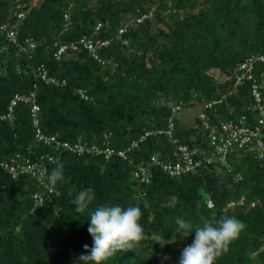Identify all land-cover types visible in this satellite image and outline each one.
<instances>
[{
	"label": "trees",
	"instance_id": "1",
	"mask_svg": "<svg viewBox=\"0 0 264 264\" xmlns=\"http://www.w3.org/2000/svg\"><path fill=\"white\" fill-rule=\"evenodd\" d=\"M151 6L152 20L130 21ZM21 10L24 17L18 19ZM0 23L16 26L14 42L0 33V109L6 110L15 93L35 92L44 132L115 150L107 160L51 151L34 137L30 103L19 102L13 118L0 121V159L18 154L37 160L50 150L64 165V179L49 192L35 177L13 179L0 169V264H79L77 258L88 254L83 246L93 244L90 213L100 205L138 206L146 237L142 248L117 251L102 264H179L195 232L161 246L175 220L195 225L201 217L215 222L222 215L245 228L214 264H264V148L263 156L233 148L227 165L205 160L213 150L208 131L219 121L257 117L251 80L234 86L232 74L246 57L264 52V0H0ZM83 36L110 40L99 49L104 63L85 50L55 57L59 44ZM30 42L34 47L28 49ZM43 71L59 83L42 78ZM253 77L264 106V62L255 63ZM212 100L217 102L211 108H202L209 130L197 115L193 123L180 115L183 108ZM171 115L173 137L201 160L195 172L170 176L151 163L152 155L165 161L177 155L176 143L165 134L126 150L125 159L116 154L144 131L165 129ZM42 162L49 172L56 167L47 158ZM140 162L148 181L135 176ZM87 188L95 199L77 213L71 201ZM35 193L43 195L42 205L35 204Z\"/></svg>",
	"mask_w": 264,
	"mask_h": 264
},
{
	"label": "built area",
	"instance_id": "2",
	"mask_svg": "<svg viewBox=\"0 0 264 264\" xmlns=\"http://www.w3.org/2000/svg\"><path fill=\"white\" fill-rule=\"evenodd\" d=\"M155 7L151 6L146 11L137 10V14L130 21L135 23H141L146 19L152 20L154 16ZM24 17V11L21 10L17 13V18L22 19ZM68 14L64 13L65 21L68 20ZM67 24V23H66ZM128 26V23L117 29V36H120ZM99 25L95 27V31L99 29ZM0 33H3L9 41H15L16 26L8 25L7 23H0ZM109 39H101L95 41L91 37L83 36L78 41H71L68 43H61L58 45V49L55 51V57L59 59L66 53L78 54L82 50H85L90 57L94 60L104 63L101 58L99 49L102 46L109 44ZM125 42V41H124ZM34 43L28 44V49L33 48ZM27 48V47H26ZM257 62H264V52L252 54L246 57L242 62L238 64L234 70L232 77L234 80V86L241 84L245 80H251L250 92L253 99V108L257 111V117L254 122L248 121L245 117H239L236 119H228L219 121L216 128L208 131L207 140L208 144L212 147L211 155L206 157L205 160L210 162L217 160L220 163L227 165V155L233 149H251L259 153V156H263L264 140V106L262 103V94L260 92V84L253 77L254 65ZM41 77L45 78L48 82L58 84L59 81L53 77H46L45 72L41 73ZM63 82V81H62ZM19 102L30 103V117L34 130V137L40 143L48 146L51 151L64 150L76 155L82 154H95L102 155L106 160L114 155V148L105 145L99 147L96 144H90L87 141L78 140L70 142L63 140L57 134L46 133L42 130L39 123V111L40 106L36 102L35 92H31L29 95H21L15 93L9 100L5 111L0 109V121L11 120L13 118L14 108ZM217 101L212 100L205 102L201 105L200 110L197 113V117L200 120L201 126L204 129L209 128V123L205 118V113L202 108H211ZM180 109L177 105L172 109L175 113ZM174 121L172 115L169 117L167 126L165 129H150L146 130L139 136L138 139L133 140L127 148L120 149L116 154L123 159L127 157L126 150L136 147L140 142L147 139L149 136L165 134L177 145V155L174 159L160 160L156 155L150 157L152 164L161 167L162 170L168 173L170 176H179L181 174L193 173L197 167L201 164V160L194 157L196 153L195 149H190L186 144L177 143V138L173 137ZM209 130V129H208ZM54 161L57 159V155L52 154L50 150L46 154H40L37 160H30L23 158L20 155H15L9 158L0 159V169L7 171L13 179H19L22 175H30L35 177L37 182L44 186L45 181L42 183L39 179L40 174L46 169L43 164V159ZM148 169L144 166L143 162L136 165L135 176L139 177L141 181H148L147 178ZM49 192L51 190L48 189ZM36 205H42L43 195L40 193L33 194ZM233 206V203L229 204ZM207 206L212 207V202L207 201Z\"/></svg>",
	"mask_w": 264,
	"mask_h": 264
},
{
	"label": "clouds",
	"instance_id": "3",
	"mask_svg": "<svg viewBox=\"0 0 264 264\" xmlns=\"http://www.w3.org/2000/svg\"><path fill=\"white\" fill-rule=\"evenodd\" d=\"M50 172L44 169L39 179L49 190H53L59 181L64 179V165L58 160ZM93 189L87 188L79 191L71 203L75 206L77 213H84L85 209L94 201ZM141 217V209L138 206L126 208L120 205H100L90 213V224L87 229L92 237L91 249L85 244V253L77 259L79 264H102L117 251L135 252L142 248L141 241L145 240L142 226L138 222ZM201 223L192 224L183 218L175 220L176 227L171 232V238L160 243L174 244L177 240H183L194 231L193 242L184 247L179 258V264H214V261L222 254H226L232 241L238 238L240 232L245 228V224L236 219L222 215L215 222H210L206 218H200ZM163 259H168L164 257Z\"/></svg>",
	"mask_w": 264,
	"mask_h": 264
},
{
	"label": "rangeland",
	"instance_id": "4",
	"mask_svg": "<svg viewBox=\"0 0 264 264\" xmlns=\"http://www.w3.org/2000/svg\"><path fill=\"white\" fill-rule=\"evenodd\" d=\"M214 74L218 76L217 73ZM200 108H201L200 104H195L194 106L183 108L180 110V115L185 119L189 120V122L193 123Z\"/></svg>",
	"mask_w": 264,
	"mask_h": 264
}]
</instances>
